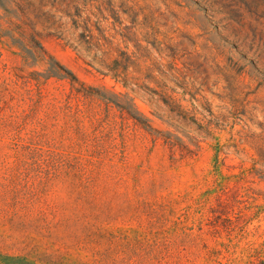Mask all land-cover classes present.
Returning <instances> with one entry per match:
<instances>
[{"label":"rangeland","instance_id":"obj_1","mask_svg":"<svg viewBox=\"0 0 264 264\" xmlns=\"http://www.w3.org/2000/svg\"><path fill=\"white\" fill-rule=\"evenodd\" d=\"M48 5L36 13L42 43L114 102L92 106L112 131L116 160L124 155L138 167L140 189L113 185L90 209L74 179L12 158L0 126V253L31 264H261L264 0ZM7 50L0 43V110L3 101L11 108L4 117L29 108L11 71L21 59ZM34 69L42 71L26 72ZM56 82L50 90H69ZM66 122L60 113L38 131L72 151L77 136ZM80 122L89 129L86 116ZM147 125L161 133L157 143ZM223 177L236 186L223 196L227 204L210 192ZM211 207L217 221L202 226Z\"/></svg>","mask_w":264,"mask_h":264},{"label":"trees","instance_id":"obj_2","mask_svg":"<svg viewBox=\"0 0 264 264\" xmlns=\"http://www.w3.org/2000/svg\"><path fill=\"white\" fill-rule=\"evenodd\" d=\"M8 1L9 6L0 1V8L4 11V15H0V43L8 46L7 51L21 59V66H15L11 71L15 77V85L25 90L23 101L29 104L28 109L22 112L15 110L11 115L4 117V112L11 108L9 102H1L4 106L0 110V115L3 116L0 126L10 140L11 157L21 165L29 163L37 165L55 178L65 176L74 179L77 181L74 186L81 189L79 200L90 209L97 208L96 202L99 197L110 191L113 185L116 188L124 187L127 191L140 189L138 167L130 165L124 155L116 160L118 155L114 151L117 146L112 142L108 146L112 131L106 120L101 118L92 106L102 101L106 107H110L114 102L96 89L87 86L73 71L56 60L44 47L41 35L37 31L36 13L47 8L50 3L66 0ZM35 67H40L42 71L34 69L26 72V69ZM51 80H56V83H67L69 90L62 84L53 91L50 90ZM42 112L46 114L45 119L39 118ZM60 113L65 115L66 124L77 136L78 143L74 145L72 151L56 147L38 131V127L45 128L49 119L56 121ZM82 116L89 119V129L81 125ZM35 121H39L37 128L28 130ZM145 128L153 136L154 143L161 139L160 132L148 125ZM204 180L205 184H209L208 178ZM235 187L232 177H223L221 183L219 180L213 183L210 192L219 194V204H227L228 199L225 203L223 196L231 193ZM210 209L211 212L202 216V226L203 223L210 225L217 221L215 214L219 215V212L214 211L213 207ZM110 210L108 204L106 211ZM229 221L231 222V219ZM201 230L205 231L203 228ZM0 264L31 263L27 258L0 253ZM162 264L169 262L162 261ZM261 264H264V260Z\"/></svg>","mask_w":264,"mask_h":264}]
</instances>
